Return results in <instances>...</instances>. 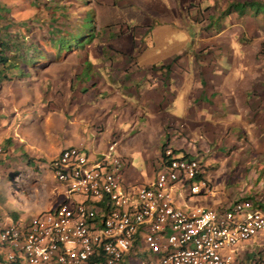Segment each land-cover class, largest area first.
I'll return each mask as SVG.
<instances>
[{
    "label": "crops",
    "instance_id": "0c3cea01",
    "mask_svg": "<svg viewBox=\"0 0 264 264\" xmlns=\"http://www.w3.org/2000/svg\"><path fill=\"white\" fill-rule=\"evenodd\" d=\"M100 1L98 19L101 13L108 16L110 5L114 7V0ZM174 2L166 19L171 25L163 28L165 34L173 30L178 38L169 50L164 51L157 28L152 42L159 52L137 58L134 50L144 46L142 28L140 36L134 32L124 40L118 35L122 31L98 26L99 41H92L84 53L89 51L102 68L101 80H94L92 86L86 81L82 86L76 84L71 91L73 79L81 75L82 60H70L67 70L61 65L62 71L53 74L56 84L62 82L66 87L65 94L72 92L74 97L66 110L69 116L75 117L80 106L88 115L85 126L88 117L100 123L94 134L98 142L88 141L80 132L73 142H49L47 146L54 156L67 146L82 147L97 156L114 142L116 152L130 162L136 155L145 161L146 169L137 173L126 166L124 179L146 184L154 178V159L166 143L178 155L200 157L210 186L209 192L201 189L186 200L176 186L178 207L221 212L229 202L243 198L264 212V43L251 39L264 42L263 15L224 12L221 0H198L196 15H190L189 2L178 0L179 12ZM181 5H186V11ZM222 59L226 66L232 65V72L222 67ZM77 87L84 90L83 98ZM76 99L84 103L79 105ZM93 108L100 114L91 115Z\"/></svg>",
    "mask_w": 264,
    "mask_h": 264
},
{
    "label": "built area",
    "instance_id": "2783aa9c",
    "mask_svg": "<svg viewBox=\"0 0 264 264\" xmlns=\"http://www.w3.org/2000/svg\"><path fill=\"white\" fill-rule=\"evenodd\" d=\"M114 146L97 156L67 146L49 160L61 201L0 217V264H240L236 246L264 233V212L249 199L221 212L176 205V186L183 200L210 190L197 155L164 145L152 182L133 184Z\"/></svg>",
    "mask_w": 264,
    "mask_h": 264
},
{
    "label": "rangeland",
    "instance_id": "374dc122",
    "mask_svg": "<svg viewBox=\"0 0 264 264\" xmlns=\"http://www.w3.org/2000/svg\"><path fill=\"white\" fill-rule=\"evenodd\" d=\"M174 1V8L179 12L178 0ZM184 1L189 2L190 15H196L198 0ZM246 1L250 0H221V5L226 9L231 3ZM0 5L8 8L7 14L0 19L1 36L13 41L17 47L15 53H11L16 64L8 71L11 78L0 82V217L13 214L14 218H27L61 201L60 190L47 168L54 156L47 143L73 142L80 132L88 141L98 142L94 134H97L95 127L100 120L90 121L88 117L85 126L88 115L82 113L85 109L80 110V106L75 117L69 116L66 110L72 107L74 97L72 92L65 94L63 88L66 87L62 82L56 84L53 74L61 70V65L67 70L70 60L71 63L82 60L81 75L76 78L75 73L72 75L71 91L76 84L82 86L86 81L85 84L92 86L94 80H101L102 68L93 61L89 51L84 53L92 41H99L96 35L98 26L122 31L118 35L124 40L134 32L140 36L139 28H142L145 33L140 41L144 46L138 45L134 50L137 58L159 52L152 42L157 28L161 31L159 36L164 51L169 50L178 38L173 30L168 34L163 32V28L171 25L166 19L168 12L173 10L172 0H114L108 16L101 13L99 19L100 0H0ZM181 7L186 11V5ZM245 14H251L247 7ZM260 18L264 19L263 16ZM261 31L264 33V28ZM251 39L264 43L261 39ZM260 48L262 50L263 46ZM225 64L222 59V67L230 68L228 71L232 72V65ZM76 79L81 82L77 83ZM79 90L77 87L76 91L83 98L84 90ZM75 101L79 105L84 103L81 99ZM92 110L95 112L91 115L100 114L99 109ZM164 145L171 147L166 143L161 147ZM144 162L139 155L132 156L129 171L137 173L146 169ZM154 164L155 175L157 159ZM125 168L122 170L123 179ZM263 250L264 233H260L236 246L237 261L243 259L245 264H264ZM259 252H263L261 256ZM128 264H138L137 256L130 258Z\"/></svg>",
    "mask_w": 264,
    "mask_h": 264
},
{
    "label": "trees",
    "instance_id": "16d2710c",
    "mask_svg": "<svg viewBox=\"0 0 264 264\" xmlns=\"http://www.w3.org/2000/svg\"><path fill=\"white\" fill-rule=\"evenodd\" d=\"M248 8L252 11V16H256L258 14H262L264 17V1L258 0H250L246 2H234L229 4L224 12H228L232 10V12H237L238 14H242V11H245V8ZM8 12V8L6 5H0V19L3 18ZM17 47L14 46L13 41H9V39H5L4 36H1L0 32V82L3 79H10L11 77L8 75L12 68L16 66L14 63L15 59L13 57ZM21 59V58H20ZM24 59V58H23Z\"/></svg>",
    "mask_w": 264,
    "mask_h": 264
}]
</instances>
